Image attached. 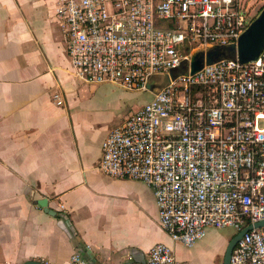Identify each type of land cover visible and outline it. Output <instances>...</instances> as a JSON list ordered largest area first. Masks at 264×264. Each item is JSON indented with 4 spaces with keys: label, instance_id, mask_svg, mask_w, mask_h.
<instances>
[{
    "label": "built area",
    "instance_id": "built-area-1",
    "mask_svg": "<svg viewBox=\"0 0 264 264\" xmlns=\"http://www.w3.org/2000/svg\"><path fill=\"white\" fill-rule=\"evenodd\" d=\"M247 0H56L54 17L76 78L148 92L168 83L114 129L100 170L153 189L162 229L193 248L209 229L264 221V48L243 64L222 59L192 73L195 52L237 45ZM58 104H62L58 96ZM66 264H91L76 253ZM144 264H177L155 245ZM231 264H264V227L237 243Z\"/></svg>",
    "mask_w": 264,
    "mask_h": 264
},
{
    "label": "crops",
    "instance_id": "crops-1",
    "mask_svg": "<svg viewBox=\"0 0 264 264\" xmlns=\"http://www.w3.org/2000/svg\"><path fill=\"white\" fill-rule=\"evenodd\" d=\"M55 3L0 0V264H66L76 253L144 264L160 243L177 264H223L228 241L211 253L205 239L174 242L152 188L100 170L103 143L130 116L113 130L91 122L97 88L74 75Z\"/></svg>",
    "mask_w": 264,
    "mask_h": 264
},
{
    "label": "rangeland",
    "instance_id": "rangeland-1",
    "mask_svg": "<svg viewBox=\"0 0 264 264\" xmlns=\"http://www.w3.org/2000/svg\"><path fill=\"white\" fill-rule=\"evenodd\" d=\"M246 4L248 6L252 5L251 13L254 19L257 18L260 10L264 7V0H247ZM91 86L97 88L92 95L90 93L91 122L101 130L104 128L113 130L129 116H132L140 107L150 103L155 97V94L150 91H127L112 84ZM236 234H238V231L233 228L209 229L204 238L207 249L210 253L215 251L217 243L223 240L231 242Z\"/></svg>",
    "mask_w": 264,
    "mask_h": 264
},
{
    "label": "water",
    "instance_id": "water-1",
    "mask_svg": "<svg viewBox=\"0 0 264 264\" xmlns=\"http://www.w3.org/2000/svg\"><path fill=\"white\" fill-rule=\"evenodd\" d=\"M264 48V8L251 23L246 32L240 37L237 45H231L224 48H214L209 50L206 54L203 52H195L192 57V73L201 70L204 64L212 65L222 59L235 60L236 58L243 64L256 60ZM168 81L165 78H151L148 84V89L153 94H158L163 87L167 85ZM43 205V204H40ZM43 206L47 207L45 202ZM50 212V210H49ZM52 214V213H51ZM56 215V214H54ZM264 227V221L257 223L255 226H249L238 232L234 238L229 242L223 264H231L233 251L237 243L242 237L253 228ZM24 264H45L38 261H28Z\"/></svg>",
    "mask_w": 264,
    "mask_h": 264
},
{
    "label": "trees",
    "instance_id": "trees-1",
    "mask_svg": "<svg viewBox=\"0 0 264 264\" xmlns=\"http://www.w3.org/2000/svg\"><path fill=\"white\" fill-rule=\"evenodd\" d=\"M263 8H264V7H263ZM263 8H262V9H263ZM262 9L260 10V12L262 11Z\"/></svg>",
    "mask_w": 264,
    "mask_h": 264
}]
</instances>
